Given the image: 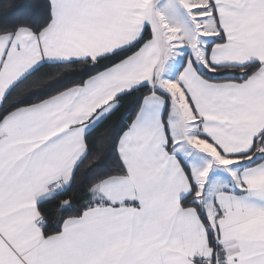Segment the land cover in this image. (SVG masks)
Segmentation results:
<instances>
[{
	"label": "snow or ice",
	"instance_id": "obj_1",
	"mask_svg": "<svg viewBox=\"0 0 264 264\" xmlns=\"http://www.w3.org/2000/svg\"><path fill=\"white\" fill-rule=\"evenodd\" d=\"M0 264H264V0H0Z\"/></svg>",
	"mask_w": 264,
	"mask_h": 264
},
{
	"label": "trees",
	"instance_id": "obj_2",
	"mask_svg": "<svg viewBox=\"0 0 264 264\" xmlns=\"http://www.w3.org/2000/svg\"><path fill=\"white\" fill-rule=\"evenodd\" d=\"M13 4H23V3H38V0H11ZM125 107H128L127 103L125 104ZM121 113L124 112V108H121L120 110ZM118 113L117 115H119ZM116 117H113L112 120L114 121ZM111 122V121H110Z\"/></svg>",
	"mask_w": 264,
	"mask_h": 264
}]
</instances>
